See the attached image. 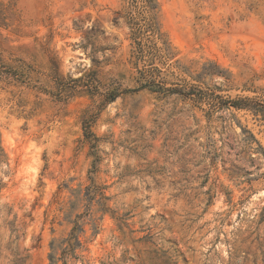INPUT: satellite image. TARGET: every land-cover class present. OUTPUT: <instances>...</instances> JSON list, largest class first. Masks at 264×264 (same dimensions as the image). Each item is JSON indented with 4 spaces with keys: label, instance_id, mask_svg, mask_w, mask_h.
Returning <instances> with one entry per match:
<instances>
[{
    "label": "rangeland",
    "instance_id": "obj_1",
    "mask_svg": "<svg viewBox=\"0 0 264 264\" xmlns=\"http://www.w3.org/2000/svg\"><path fill=\"white\" fill-rule=\"evenodd\" d=\"M157 5L0 0V264H51L91 177L68 264H264V0Z\"/></svg>",
    "mask_w": 264,
    "mask_h": 264
},
{
    "label": "trees",
    "instance_id": "obj_2",
    "mask_svg": "<svg viewBox=\"0 0 264 264\" xmlns=\"http://www.w3.org/2000/svg\"><path fill=\"white\" fill-rule=\"evenodd\" d=\"M145 7L149 8L150 12H154L157 8V0H144ZM155 17H153L154 19ZM155 20V19H154ZM137 28L133 30V35L135 41H141L142 35V27L136 22ZM140 44V43H138ZM142 87L151 86L153 90H157L160 92L163 91H172L169 88L159 84L155 80H147L142 84ZM117 95L113 94L111 99H115ZM92 123L88 120H84V130H85V138L89 142H93V140H97L98 137L94 132L91 131ZM91 155H94L91 152ZM95 161H93V169H95ZM93 169L90 170V173L93 172ZM92 183L86 186L84 189H78L74 191L75 199L71 201L70 214L68 217H72L73 213L77 210L80 204L84 208V212L80 214H76V218L70 221L73 224V229L69 235V237L64 238L60 241H53L51 244L52 252L50 254L51 264H55L58 260V253L61 252V257L64 259V264H68L67 257L73 256L74 258H79L77 255V250L83 248V242L80 238L81 233L85 232V225L90 224L93 229H98V220L99 213L105 214L109 211L108 200L109 196L105 193V187L95 183L93 177L90 178ZM85 218V219H84ZM87 220V222H85Z\"/></svg>",
    "mask_w": 264,
    "mask_h": 264
}]
</instances>
